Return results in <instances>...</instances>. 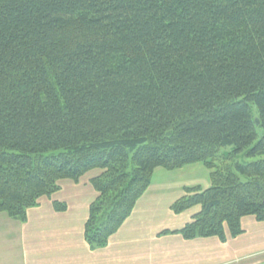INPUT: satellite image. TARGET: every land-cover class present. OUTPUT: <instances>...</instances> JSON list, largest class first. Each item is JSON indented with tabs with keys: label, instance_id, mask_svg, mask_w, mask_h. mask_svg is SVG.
I'll return each mask as SVG.
<instances>
[{
	"label": "trees",
	"instance_id": "16d2710c",
	"mask_svg": "<svg viewBox=\"0 0 264 264\" xmlns=\"http://www.w3.org/2000/svg\"><path fill=\"white\" fill-rule=\"evenodd\" d=\"M194 164L186 239L264 223V0H0V213L100 171L85 239L105 247L157 169Z\"/></svg>",
	"mask_w": 264,
	"mask_h": 264
},
{
	"label": "crops",
	"instance_id": "0c3cea01",
	"mask_svg": "<svg viewBox=\"0 0 264 264\" xmlns=\"http://www.w3.org/2000/svg\"><path fill=\"white\" fill-rule=\"evenodd\" d=\"M204 181L151 180L131 216L96 249L85 239V225L97 191L91 180L61 181L60 190L29 209L25 221L0 213V264H264V223L253 216L241 219L238 237L226 230L225 242L188 240L180 233L200 207L177 215L172 206L188 187L210 188L211 180Z\"/></svg>",
	"mask_w": 264,
	"mask_h": 264
},
{
	"label": "rangeland",
	"instance_id": "374dc122",
	"mask_svg": "<svg viewBox=\"0 0 264 264\" xmlns=\"http://www.w3.org/2000/svg\"><path fill=\"white\" fill-rule=\"evenodd\" d=\"M233 151L232 147H228L222 150V154H228ZM236 162L240 164H248L250 162L256 161L258 159H251L247 157V151L237 155ZM200 169L199 171H197ZM204 165V164H195V165H188L184 168L166 171L163 169H157L152 177V180H194V181H201L203 184L205 183L204 180H211V171ZM100 174V171H93L87 175H85L81 180H93L97 175ZM80 180V181H81ZM241 180H246L244 177H241ZM191 188V187H188ZM186 189L187 191L189 189ZM205 190V188L203 189ZM191 210V209H190ZM189 211V210H188ZM186 212V211H185Z\"/></svg>",
	"mask_w": 264,
	"mask_h": 264
},
{
	"label": "water",
	"instance_id": "95a60500",
	"mask_svg": "<svg viewBox=\"0 0 264 264\" xmlns=\"http://www.w3.org/2000/svg\"><path fill=\"white\" fill-rule=\"evenodd\" d=\"M255 123H256L257 127H259L260 123H259V120L258 119L255 120ZM261 136H262V134H260V137Z\"/></svg>",
	"mask_w": 264,
	"mask_h": 264
}]
</instances>
